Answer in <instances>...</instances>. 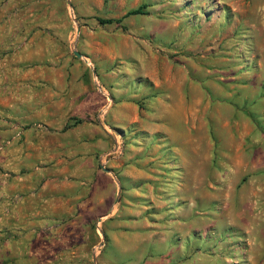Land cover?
Wrapping results in <instances>:
<instances>
[{"label":"rangeland","instance_id":"obj_1","mask_svg":"<svg viewBox=\"0 0 264 264\" xmlns=\"http://www.w3.org/2000/svg\"><path fill=\"white\" fill-rule=\"evenodd\" d=\"M0 43V81L31 83L0 90V160L55 126L37 166L94 162L111 219L174 224L178 264H264V0H0ZM121 229L66 231L82 264L156 263Z\"/></svg>","mask_w":264,"mask_h":264},{"label":"crops","instance_id":"obj_2","mask_svg":"<svg viewBox=\"0 0 264 264\" xmlns=\"http://www.w3.org/2000/svg\"><path fill=\"white\" fill-rule=\"evenodd\" d=\"M5 80L1 79L0 84L10 86H1V93L8 90L12 99H21L18 91H27L31 84ZM36 128L37 142L32 144L27 140L20 151L15 147L8 152L7 162L0 160L3 169L0 172V264H82L79 233L75 230L73 234H67L66 229H81L94 220L122 228L118 230L121 234H134L128 230L124 232V229L144 224L147 229L142 234L144 241L152 243L155 240L157 246L154 264H178L173 255L165 253L164 247L159 246L168 242L174 224L166 225L157 217H144L139 221L128 217L111 219L121 210L114 202L111 183L96 171L94 162L73 156L70 163L53 164L47 173L45 168L37 166L42 163L40 134L55 126ZM14 131L17 135L13 126L9 132ZM30 144L36 148L33 155L24 153ZM23 170L24 173H20ZM103 187L105 190L101 192ZM72 244L79 247L72 248ZM112 244L116 245L117 241L112 240ZM116 249L122 251L119 246Z\"/></svg>","mask_w":264,"mask_h":264},{"label":"trees","instance_id":"obj_3","mask_svg":"<svg viewBox=\"0 0 264 264\" xmlns=\"http://www.w3.org/2000/svg\"><path fill=\"white\" fill-rule=\"evenodd\" d=\"M136 14H142L141 13V7H138L136 9H133L131 11H128L125 16H130V15H136ZM100 23L105 24V23H111L113 20L107 19V20H99Z\"/></svg>","mask_w":264,"mask_h":264},{"label":"water","instance_id":"obj_4","mask_svg":"<svg viewBox=\"0 0 264 264\" xmlns=\"http://www.w3.org/2000/svg\"><path fill=\"white\" fill-rule=\"evenodd\" d=\"M75 57H80V55L78 53H74Z\"/></svg>","mask_w":264,"mask_h":264}]
</instances>
